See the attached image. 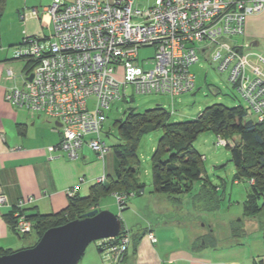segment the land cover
<instances>
[{
    "label": "built area",
    "instance_id": "built-area-1",
    "mask_svg": "<svg viewBox=\"0 0 264 264\" xmlns=\"http://www.w3.org/2000/svg\"><path fill=\"white\" fill-rule=\"evenodd\" d=\"M141 1L53 0L43 12L38 8L20 12L23 22L47 12L52 28L48 34L44 30L25 33L16 45V58L26 65L19 73L7 70L13 84L5 98L32 114L60 122L64 136L57 148L72 159L85 144L105 159L110 150L103 137L106 113L116 101L128 97L130 86L134 93L172 97L193 91L197 77L192 67L210 49L212 60L220 72L228 73L230 85L249 112L264 121V71L259 66L264 65V55L246 51V45L232 40L245 34L248 16L262 11L264 0H154L142 6ZM144 47H153L155 54L142 62L139 50ZM121 68L123 78L117 76ZM17 76L22 83L15 82ZM105 178L104 174L97 182ZM75 192L73 188L68 194ZM116 197L123 209L126 196ZM32 200L20 199L16 205L19 233L33 230L34 223L24 212ZM6 204L8 198L0 188V207ZM148 237L158 242L155 233L149 232ZM94 243L104 264H123L131 231L125 228L118 237Z\"/></svg>",
    "mask_w": 264,
    "mask_h": 264
},
{
    "label": "crops",
    "instance_id": "crops-1",
    "mask_svg": "<svg viewBox=\"0 0 264 264\" xmlns=\"http://www.w3.org/2000/svg\"><path fill=\"white\" fill-rule=\"evenodd\" d=\"M52 1L6 0L0 21L11 20L18 23L23 9L47 6ZM153 1L142 0L141 6L149 5ZM43 14L40 19L26 21L24 26L27 29L22 32L35 33L32 28L35 27V22L41 24ZM41 29L49 28L41 24ZM20 35H15L8 44L17 45ZM2 39L5 40L4 35ZM232 40L236 44L246 45V51L264 55V9L249 15L245 34L233 37ZM19 61L23 60L12 57L10 50L0 48V188L8 198V204L0 207V247L13 252L27 248L34 241L33 237H29L30 240L20 237L6 217L20 199H33L27 206L30 214L58 213L68 207L70 189L76 188L79 196H89L97 179L104 174L114 176L117 168L116 154L112 148L104 160L86 144L80 149L77 158L68 157L66 152L57 148L63 138L61 126L43 115L32 114L6 100V91L13 84L7 78V70L12 68L19 73L25 67L18 65ZM259 66L264 71V65ZM15 82L22 83V78L17 76ZM249 113V117L255 119L253 113ZM240 182L241 180H235L236 184ZM249 193L250 189L244 193V198L238 200L241 205L247 200ZM134 198L135 196L130 197V200ZM151 199L157 207L150 209L147 205L146 209L143 207L144 213L136 209L133 211L129 208L130 203L126 207L130 210L120 211L115 193L103 196L96 208L112 211L117 208L114 213L120 216L124 227L131 231V243L123 264H264V225L251 230L242 227L238 237L229 230V234L224 236L226 240H221L208 221L203 226L208 225L214 240L208 243L203 238L207 234L193 231L189 218L183 215L182 196L180 203H175L169 195L154 191ZM161 202L166 207L159 208L158 204ZM131 211L133 215L130 214ZM255 217L257 216H245L243 212V219ZM233 218H230L229 223ZM194 221L197 224V220ZM149 232L155 233L157 243L150 240ZM231 236L234 239H230ZM202 241L204 244L196 245ZM79 264H104L96 244L87 248Z\"/></svg>",
    "mask_w": 264,
    "mask_h": 264
},
{
    "label": "trees",
    "instance_id": "trees-1",
    "mask_svg": "<svg viewBox=\"0 0 264 264\" xmlns=\"http://www.w3.org/2000/svg\"><path fill=\"white\" fill-rule=\"evenodd\" d=\"M5 4L6 0H0V20ZM249 114L248 107H228L221 103L210 105L198 118L183 122H170V113L161 106L141 113L131 111L125 120L116 123L120 142L112 146L109 144L117 159L114 176L106 175L104 181L96 182L89 196L82 197L75 192L70 196L68 207L58 213L30 214L26 207L24 212L34 223L30 233L22 234L16 230L17 204L6 217L20 237H33L34 241L28 246L31 247L48 229L96 209L100 199L107 194L126 196L125 207H119L123 211L129 204L130 197L145 192L146 184L141 179L137 157L138 146L146 132L157 128H161L163 133L152 156V178L156 192L167 194L175 203H180L181 196L190 190L193 181L205 179L204 158L196 150L194 141L201 131L214 130L231 149V161L236 170L234 180L249 182L250 193L243 204L244 215L258 216L264 209V204L260 203L264 196V121L250 118ZM103 137L105 138L104 133ZM231 141L233 146L230 145ZM218 189L219 186L214 184L203 185L201 192L195 196V204L207 202V207L217 208ZM125 228L123 225L122 232ZM241 232L242 227L234 228V235L238 236ZM12 252L0 247V255Z\"/></svg>",
    "mask_w": 264,
    "mask_h": 264
},
{
    "label": "rangeland",
    "instance_id": "rangeland-1",
    "mask_svg": "<svg viewBox=\"0 0 264 264\" xmlns=\"http://www.w3.org/2000/svg\"><path fill=\"white\" fill-rule=\"evenodd\" d=\"M43 8L44 6L38 7L41 12H43ZM26 24L27 22L23 23L21 20L18 21V23L12 22L11 20L5 22L0 21V48L10 50L14 58H16V45L11 46L8 42L13 40L17 34H21V42L26 33H24V31L22 32V30L27 29L24 26ZM41 24L49 28L44 30L45 33H51L52 21L49 13L46 12L43 14ZM41 24L35 22V27L32 28L35 32L33 34L41 32ZM2 35H4L5 40L2 39ZM201 44L207 45L206 42H202ZM211 53L212 51L210 49L205 55H199V60L193 67V72L197 77L196 88L191 92L176 95L174 97L164 93L141 94L134 93L133 87L130 86L127 89L129 93L128 97L124 100L116 101L111 110L107 112V117L103 125V133L106 141L111 146L120 142L116 123L125 120L127 114L131 111L141 113L148 109L161 106L170 113V122H183L198 118L206 107L216 103H221L228 107L239 105L246 107L247 103L230 85L228 73L219 71L217 63L211 58ZM154 54L155 49L153 47L140 48L139 59L143 62L154 57ZM18 65L24 67L25 61H19ZM30 66L31 65H28V68ZM150 67L149 64H146V68ZM117 76L123 78L122 68ZM162 133V129L157 128L146 132L141 137L137 157L140 164V176L142 181L146 184V187L145 193L137 195L134 199L129 201V208L133 211L136 209L144 213L145 210H143V207L146 209L147 205L150 209H153L154 206L157 207V204L155 202L153 204L154 200L151 199L155 191L152 178V156ZM230 145H234L232 141ZM194 146L196 150L203 155L206 170L204 174L205 179L193 181L190 190L184 192L182 195V213L186 218H189V223H192L190 224L192 230L205 232L207 236L203 238L210 243L214 240H212L208 225L203 226L207 224L206 222L208 221L209 225L212 224L213 228L216 229L217 236H219L221 240H226L224 236L229 234V230L234 235V228L236 227H244L251 230L255 227L264 225V209L255 218L243 219V204L241 205L238 200L244 198V193L250 189V185L247 180H241L238 184L235 183L234 175L236 170L231 161V149L226 144L220 142L216 132L214 130L201 131L194 141ZM215 166L220 167L215 168ZM205 184L208 186L214 184L220 188V192H218L219 204L215 209L207 207V202L195 204V196L201 192ZM223 194L225 198H223ZM260 203L264 204V196ZM158 206L159 208H164L166 204L161 202ZM129 208L125 211L130 210ZM114 210L115 211H111L117 212V208H114ZM130 214L133 215V212L131 211ZM232 217L234 218L231 220V223H229ZM241 218L242 221H239ZM194 220H197V224H195ZM188 232L189 231H186V233ZM30 239L31 238H29V240ZM230 239L234 238L231 236ZM203 242L204 241L201 243L197 242L196 245L204 244ZM94 245L95 243L93 242L89 247H93Z\"/></svg>",
    "mask_w": 264,
    "mask_h": 264
},
{
    "label": "water",
    "instance_id": "water-1",
    "mask_svg": "<svg viewBox=\"0 0 264 264\" xmlns=\"http://www.w3.org/2000/svg\"><path fill=\"white\" fill-rule=\"evenodd\" d=\"M122 228L119 215L109 209H94L48 229L31 247L0 255V264H79L91 243L118 237Z\"/></svg>",
    "mask_w": 264,
    "mask_h": 264
}]
</instances>
